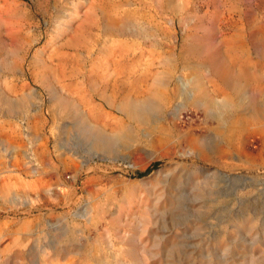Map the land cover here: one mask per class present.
Returning a JSON list of instances; mask_svg holds the SVG:
<instances>
[{"label": "rangeland", "instance_id": "1", "mask_svg": "<svg viewBox=\"0 0 264 264\" xmlns=\"http://www.w3.org/2000/svg\"><path fill=\"white\" fill-rule=\"evenodd\" d=\"M262 34L264 0H0V264H264Z\"/></svg>", "mask_w": 264, "mask_h": 264}, {"label": "bare ground", "instance_id": "2", "mask_svg": "<svg viewBox=\"0 0 264 264\" xmlns=\"http://www.w3.org/2000/svg\"><path fill=\"white\" fill-rule=\"evenodd\" d=\"M263 31V30H262ZM242 33V32H241ZM246 35V34H245ZM264 35V34H262ZM243 36V35H242ZM245 37V36H244ZM243 37V38H244ZM245 39V38H244ZM256 41H252L249 40L248 44L251 43L253 46L257 47L258 50L264 54V38H256ZM211 58L209 60V65L212 69L213 72H215L217 75H219L220 78H222L223 81H225L227 84H231L234 87H236V89L238 88V86L241 83L240 79V74L236 73L235 71H233L227 64V62L216 52H212L211 56L209 57ZM194 83V90L197 93V95L200 96H204L205 95V91L204 88L202 86V83L199 81V79L197 78L196 80H193ZM193 90V88H192ZM239 91V90H238ZM234 92V90H233ZM205 98V97H204ZM254 98V97H253ZM234 100V99H233ZM235 101V100H234ZM238 101V100H237ZM254 101V100H253ZM223 106V105H222ZM228 109V108H227ZM254 109L255 111H259L260 109V104L257 105L256 103H254ZM226 111V110H225ZM226 114V113H225ZM225 116V115H224ZM227 117V116H225ZM224 118V117H223ZM225 119V118H224Z\"/></svg>", "mask_w": 264, "mask_h": 264}, {"label": "trees", "instance_id": "3", "mask_svg": "<svg viewBox=\"0 0 264 264\" xmlns=\"http://www.w3.org/2000/svg\"><path fill=\"white\" fill-rule=\"evenodd\" d=\"M158 165H159V162L158 161L152 162L145 170H143V171H137L135 173V175L136 176L145 175V174L149 173L150 171H152L153 169H155Z\"/></svg>", "mask_w": 264, "mask_h": 264}]
</instances>
